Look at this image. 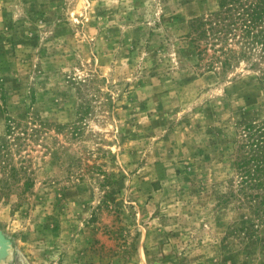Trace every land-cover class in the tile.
Segmentation results:
<instances>
[{
	"label": "rangeland",
	"instance_id": "374dc122",
	"mask_svg": "<svg viewBox=\"0 0 264 264\" xmlns=\"http://www.w3.org/2000/svg\"><path fill=\"white\" fill-rule=\"evenodd\" d=\"M216 8L0 0V264H264L261 65L187 38Z\"/></svg>",
	"mask_w": 264,
	"mask_h": 264
},
{
	"label": "trees",
	"instance_id": "16d2710c",
	"mask_svg": "<svg viewBox=\"0 0 264 264\" xmlns=\"http://www.w3.org/2000/svg\"><path fill=\"white\" fill-rule=\"evenodd\" d=\"M216 5V10L189 24L187 38L198 65L227 70L243 61L260 64L258 80L264 88V0H216ZM243 132L244 160L256 161L253 173H247L253 179L264 170V124L247 125Z\"/></svg>",
	"mask_w": 264,
	"mask_h": 264
}]
</instances>
